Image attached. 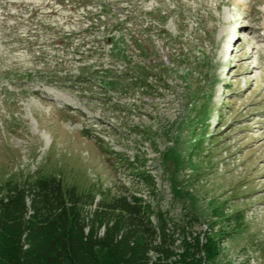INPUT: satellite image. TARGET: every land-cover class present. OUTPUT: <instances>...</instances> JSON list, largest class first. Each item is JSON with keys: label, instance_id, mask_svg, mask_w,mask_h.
Returning <instances> with one entry per match:
<instances>
[{"label": "rangeland", "instance_id": "374dc122", "mask_svg": "<svg viewBox=\"0 0 264 264\" xmlns=\"http://www.w3.org/2000/svg\"><path fill=\"white\" fill-rule=\"evenodd\" d=\"M48 173L264 264V0H0V199Z\"/></svg>", "mask_w": 264, "mask_h": 264}, {"label": "trees", "instance_id": "16d2710c", "mask_svg": "<svg viewBox=\"0 0 264 264\" xmlns=\"http://www.w3.org/2000/svg\"><path fill=\"white\" fill-rule=\"evenodd\" d=\"M163 227L125 195L29 176L3 189L0 264H179Z\"/></svg>", "mask_w": 264, "mask_h": 264}]
</instances>
